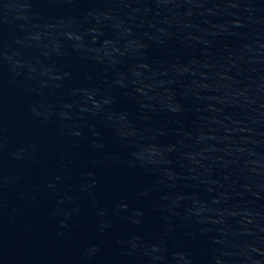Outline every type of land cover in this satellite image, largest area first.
Returning a JSON list of instances; mask_svg holds the SVG:
<instances>
[{
  "label": "water",
  "instance_id": "obj_1",
  "mask_svg": "<svg viewBox=\"0 0 264 264\" xmlns=\"http://www.w3.org/2000/svg\"><path fill=\"white\" fill-rule=\"evenodd\" d=\"M0 264H264V0H0Z\"/></svg>",
  "mask_w": 264,
  "mask_h": 264
}]
</instances>
